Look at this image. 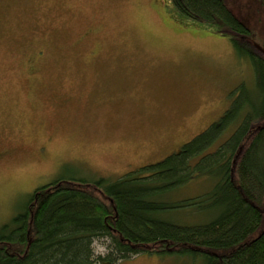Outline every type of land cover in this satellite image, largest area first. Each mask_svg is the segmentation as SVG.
Returning a JSON list of instances; mask_svg holds the SVG:
<instances>
[{
    "label": "rangeland",
    "instance_id": "1",
    "mask_svg": "<svg viewBox=\"0 0 264 264\" xmlns=\"http://www.w3.org/2000/svg\"><path fill=\"white\" fill-rule=\"evenodd\" d=\"M153 1L0 0V227L56 179L115 178L164 159L216 122L240 83L253 86L250 60L229 37L163 7L172 25ZM228 2L264 31L250 0ZM209 186L194 179L169 197ZM187 211L168 217L203 221ZM105 244L94 243L95 255ZM117 264L206 262L153 252Z\"/></svg>",
    "mask_w": 264,
    "mask_h": 264
},
{
    "label": "trees",
    "instance_id": "2",
    "mask_svg": "<svg viewBox=\"0 0 264 264\" xmlns=\"http://www.w3.org/2000/svg\"><path fill=\"white\" fill-rule=\"evenodd\" d=\"M261 1L246 9L264 12ZM155 2L171 24H212L229 37L250 60L253 86L240 83L216 122L156 163L115 178L56 179L35 188L0 227V264H117L153 252L264 264V31L250 29L228 0ZM194 179L208 182L207 192L170 200ZM181 210L203 221L174 223L170 212ZM98 241L108 243L104 254L94 253Z\"/></svg>",
    "mask_w": 264,
    "mask_h": 264
}]
</instances>
